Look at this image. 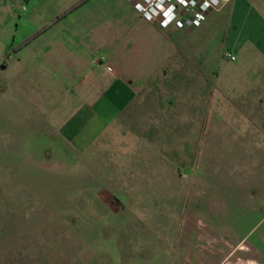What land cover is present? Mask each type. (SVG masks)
Wrapping results in <instances>:
<instances>
[{
  "label": "rangeland",
  "instance_id": "1",
  "mask_svg": "<svg viewBox=\"0 0 264 264\" xmlns=\"http://www.w3.org/2000/svg\"><path fill=\"white\" fill-rule=\"evenodd\" d=\"M226 4L182 25L165 95L130 104L85 149L49 138L57 109L37 121L14 109L51 7L27 19L0 4V78L22 69L0 93V264H264V55Z\"/></svg>",
  "mask_w": 264,
  "mask_h": 264
},
{
  "label": "crops",
  "instance_id": "2",
  "mask_svg": "<svg viewBox=\"0 0 264 264\" xmlns=\"http://www.w3.org/2000/svg\"><path fill=\"white\" fill-rule=\"evenodd\" d=\"M40 1L51 8L47 18L35 21L45 26L32 37L44 40L41 47L34 48L29 64L32 94L18 98L14 109L36 121L57 109L61 118L48 135L57 146H92L109 121L132 112L130 104L155 103L165 95L167 62L173 75L182 68L178 43L185 23L161 26L156 19L141 17L127 0H81L61 14L76 0H0V4L4 11L25 9L28 19L33 18ZM225 3L231 30L264 55V0ZM6 65L0 62V68ZM17 68L13 78H0V93L14 83L15 88L22 86V69ZM38 88L44 94H36ZM207 236L215 247L225 249L228 244L213 234ZM191 254L189 249L181 251L185 263Z\"/></svg>",
  "mask_w": 264,
  "mask_h": 264
},
{
  "label": "built area",
  "instance_id": "3",
  "mask_svg": "<svg viewBox=\"0 0 264 264\" xmlns=\"http://www.w3.org/2000/svg\"><path fill=\"white\" fill-rule=\"evenodd\" d=\"M145 19H156L161 26L175 22L196 26L205 12L218 9L226 0H127ZM231 58V56H229Z\"/></svg>",
  "mask_w": 264,
  "mask_h": 264
},
{
  "label": "trees",
  "instance_id": "4",
  "mask_svg": "<svg viewBox=\"0 0 264 264\" xmlns=\"http://www.w3.org/2000/svg\"><path fill=\"white\" fill-rule=\"evenodd\" d=\"M79 1H81V0H76V1H74L69 7L65 8L62 12H60V14L63 13L64 11H66L67 9L71 8V7L74 6L75 4H77Z\"/></svg>",
  "mask_w": 264,
  "mask_h": 264
}]
</instances>
